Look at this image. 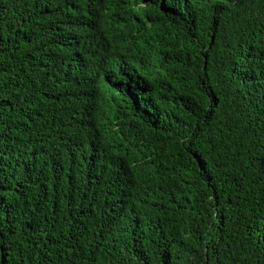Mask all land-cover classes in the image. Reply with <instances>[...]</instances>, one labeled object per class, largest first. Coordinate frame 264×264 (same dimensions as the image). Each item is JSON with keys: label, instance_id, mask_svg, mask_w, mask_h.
Wrapping results in <instances>:
<instances>
[{"label": "trees", "instance_id": "obj_1", "mask_svg": "<svg viewBox=\"0 0 264 264\" xmlns=\"http://www.w3.org/2000/svg\"><path fill=\"white\" fill-rule=\"evenodd\" d=\"M0 264H264V0H0Z\"/></svg>", "mask_w": 264, "mask_h": 264}]
</instances>
